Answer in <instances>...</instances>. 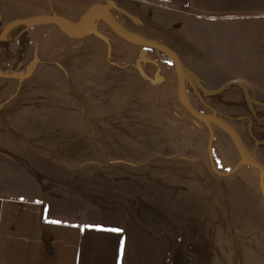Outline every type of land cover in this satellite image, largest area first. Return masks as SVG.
I'll use <instances>...</instances> for the list:
<instances>
[{
	"label": "rangeland",
	"instance_id": "rangeland-1",
	"mask_svg": "<svg viewBox=\"0 0 264 264\" xmlns=\"http://www.w3.org/2000/svg\"><path fill=\"white\" fill-rule=\"evenodd\" d=\"M14 1L34 21L21 59L18 40L0 43V71L21 64L0 75V199L76 224L83 264H263L254 166L228 129L188 110L175 61L191 104L229 125L217 62L244 20L235 3ZM82 16L76 33L48 21Z\"/></svg>",
	"mask_w": 264,
	"mask_h": 264
},
{
	"label": "crops",
	"instance_id": "crops-1",
	"mask_svg": "<svg viewBox=\"0 0 264 264\" xmlns=\"http://www.w3.org/2000/svg\"><path fill=\"white\" fill-rule=\"evenodd\" d=\"M230 1L237 8L235 14L244 20H237L230 28L226 47L230 49L229 59L217 62L226 67L222 74H230L229 128L237 134L246 154L264 164V0ZM14 2L0 0L3 29L26 18L9 9ZM253 169L264 209V173ZM262 221L259 240L264 242ZM82 252L83 238L76 224L48 219L45 205L38 202L0 199V264H83Z\"/></svg>",
	"mask_w": 264,
	"mask_h": 264
},
{
	"label": "water",
	"instance_id": "water-1",
	"mask_svg": "<svg viewBox=\"0 0 264 264\" xmlns=\"http://www.w3.org/2000/svg\"><path fill=\"white\" fill-rule=\"evenodd\" d=\"M85 19H86V16H82L78 22L73 23V24H67V23L61 21L58 18H51V19H48V21L55 22L56 24H58L67 33H76L79 30H81V28L83 27ZM20 21H21V23H28L29 24L32 21H34V19H23V20H20ZM116 28H118V27L116 26ZM124 34L126 36H128V37H132L126 31H124ZM5 37H6L5 32L0 33V40L5 39ZM134 38L139 40V41H141V42H146V43L149 42L148 40H146V39H144L143 37H140V36H135ZM154 45L159 47V45H156V44H154ZM175 61H176L177 68L179 70V94H180L181 100L183 101L185 106L188 108V110L191 113H193L195 116L200 118V119L215 121V122L219 123L220 125H222L224 128L230 130L229 125H227L225 123H222L221 121H219L213 115H209V114L200 112L197 108H195L191 104V102L188 99V97L185 96V94H184V86H185V82H186V74H185L184 65H183V63L180 61V59L177 56L175 57ZM231 135H232L234 141L237 142L238 141V137L235 134H231ZM241 153L243 155H246L247 157H249L251 162H252V164H253V166L258 168L262 173H264V164L260 163L259 161H257L253 157L248 156L244 150H241ZM263 194H264V189H263Z\"/></svg>",
	"mask_w": 264,
	"mask_h": 264
},
{
	"label": "trees",
	"instance_id": "trees-1",
	"mask_svg": "<svg viewBox=\"0 0 264 264\" xmlns=\"http://www.w3.org/2000/svg\"><path fill=\"white\" fill-rule=\"evenodd\" d=\"M27 25H28V23H21L20 20H17V21H14V22L10 23L5 29H2V22H1V19H0V33L5 32V34H6L5 39L0 40V43L7 44V43L14 42V41L18 40L19 43H20V48L18 50L19 57H20L19 59H21V57L25 54V52L27 50V43L29 41V38H28L27 32H25V30H24ZM162 49H165V48L162 47ZM166 50L169 51L168 49H166ZM171 54H173V53H171ZM0 64H1V60H0ZM20 65H21L20 62H17L10 69L9 73H2L0 71V75H6V74L12 75L18 70ZM29 73L30 72L27 71V69H25L23 74L20 75L19 77L28 76ZM229 132L231 134H235L237 136V134L234 131H232L231 129L229 130ZM236 143H237V146L239 147L240 151L244 150V148L242 146V143L239 140V138H238V141ZM244 156H246V155H244Z\"/></svg>",
	"mask_w": 264,
	"mask_h": 264
},
{
	"label": "snow or ice",
	"instance_id": "snow-or-ice-1",
	"mask_svg": "<svg viewBox=\"0 0 264 264\" xmlns=\"http://www.w3.org/2000/svg\"><path fill=\"white\" fill-rule=\"evenodd\" d=\"M56 223H59V221H56ZM112 231H120L119 229H110Z\"/></svg>",
	"mask_w": 264,
	"mask_h": 264
}]
</instances>
